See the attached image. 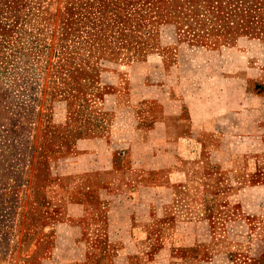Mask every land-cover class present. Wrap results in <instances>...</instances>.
<instances>
[{"label": "rangeland", "instance_id": "1", "mask_svg": "<svg viewBox=\"0 0 264 264\" xmlns=\"http://www.w3.org/2000/svg\"><path fill=\"white\" fill-rule=\"evenodd\" d=\"M171 94L257 130L264 163V0H0V264H77L91 225L50 197L54 157ZM245 183L257 213L222 244L214 215L213 264H264V172Z\"/></svg>", "mask_w": 264, "mask_h": 264}, {"label": "crops", "instance_id": "2", "mask_svg": "<svg viewBox=\"0 0 264 264\" xmlns=\"http://www.w3.org/2000/svg\"><path fill=\"white\" fill-rule=\"evenodd\" d=\"M136 105L141 111L121 129L82 139L52 161L60 164L50 197L91 225L72 244L81 252L61 260L213 264L214 215L221 214L222 244L236 241L229 214H251L252 223L257 213L240 203L247 181L254 201L253 180L264 172L258 132L202 100L150 95Z\"/></svg>", "mask_w": 264, "mask_h": 264}]
</instances>
